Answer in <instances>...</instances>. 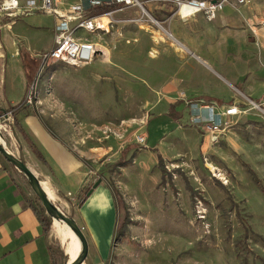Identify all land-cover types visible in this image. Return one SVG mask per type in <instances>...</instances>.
<instances>
[{"label":"rangeland","instance_id":"obj_1","mask_svg":"<svg viewBox=\"0 0 264 264\" xmlns=\"http://www.w3.org/2000/svg\"><path fill=\"white\" fill-rule=\"evenodd\" d=\"M261 3L263 8L264 0ZM161 4L147 10L177 36L185 23L175 18L170 25L173 4ZM196 16L207 18L203 13ZM21 17L14 16L15 22L20 21L14 30V25L7 28L17 44L22 41L36 56L25 63L21 43L16 56L9 52L5 61L1 59L0 102L5 103L6 88L9 99L19 103L25 95L23 85L29 82L24 99L32 95L52 132L91 162L90 179L106 186L113 183L119 190L118 200L114 198L119 218L115 234L128 220L122 235L113 239L109 257L99 259L91 242L83 264H264V122L252 115L243 117L213 144L207 132L187 123L183 99L174 124L171 116L161 117L152 110L167 89L185 85L181 79H170L182 65L201 86L214 85L239 96L236 90L196 56L187 53L188 60L180 59L176 37L150 22L142 11L120 12L110 32L89 34L109 52L108 59L98 58L85 67L56 62L42 69L39 55L54 45L55 17L46 12ZM255 47L254 63L260 55L264 58V32ZM258 65L264 68V62ZM242 82L234 85L243 90ZM231 100L222 102L234 103ZM3 107L0 112L10 105ZM4 125L3 143L6 137L8 147L27 163L29 151L21 132L12 120ZM138 135L146 136L145 144L137 142ZM123 155L124 163H118ZM20 174L30 197L36 199L27 177ZM66 208L89 240L78 208ZM62 223L53 219L50 233L59 244L58 264H68L77 235ZM70 231L75 237L72 245Z\"/></svg>","mask_w":264,"mask_h":264},{"label":"crops","instance_id":"obj_2","mask_svg":"<svg viewBox=\"0 0 264 264\" xmlns=\"http://www.w3.org/2000/svg\"><path fill=\"white\" fill-rule=\"evenodd\" d=\"M70 1L77 2L78 0ZM261 4V0H254L251 4L239 7L228 6L225 10L218 12L216 18L212 20L203 16H195L186 22L185 26L182 25V29H178L177 36L170 30L179 41V45L185 50H178L181 52L180 59L183 58L184 62L188 60L187 53L196 56L199 61L215 72L219 79L236 90L240 98H243L242 94L251 98L253 96L262 97L264 95V68H261L258 62L263 63L264 58L260 55L256 63L251 59L252 54L256 52L255 45L260 44L261 35L264 32V27L259 24L264 19L259 15L260 12L264 14V7L261 8ZM161 5L163 7L165 4ZM65 8L66 5H60L59 11L64 13ZM127 10L136 9L129 8ZM30 14L33 13L21 15V19ZM172 21L173 19L169 21L170 25ZM19 23L20 21L13 20L10 23L1 24L0 62L1 59L6 60L9 52L16 56V49L19 51L21 43L20 47L26 58H29L28 55L36 56L30 47H25L26 45L21 40V43L17 44L12 32L7 28L9 25H14L13 29L11 28L14 30V27ZM252 28H254L255 34ZM201 55L206 58L200 57ZM184 68L182 65L178 75H174L170 79H181L185 85L178 89H167L165 93L167 95L152 104V110L160 113L161 117L166 114L171 116L172 124L179 119L177 110L180 108L179 101L182 100L180 98L181 91H186L187 97L190 98H214L215 100L211 101L216 102L220 107L226 104L222 100L232 101L231 99H234L238 101L240 99L239 96H235L231 92L229 95L225 93V90L214 85L201 86L200 80H194V77L188 75ZM239 81H243L241 83L243 90L234 85ZM1 83L4 85L3 81ZM29 85V82L23 85L22 97L23 94L28 93ZM10 91L12 92L11 89ZM9 96L10 93L4 88L2 97L5 103L0 102L1 109H4L3 105L5 104L10 106L17 104L15 99L11 97L10 100ZM183 103L185 105L184 101ZM20 119L23 128L48 161L46 164L40 160L23 139L25 141L23 145L29 151L27 164L38 175L43 187L55 204L59 205L63 211L67 209L66 207L76 208L73 200H76L80 188L90 180L89 169L75 156L77 153L73 149L69 148L56 135L51 134L46 123L39 117L20 116ZM187 123H189V119ZM5 146L17 156L18 153L8 147L6 137ZM20 173L19 169L11 165L0 152V264H53L52 252L59 253V244L51 233L44 232L36 213L28 202V196L31 193L27 190ZM78 211L82 222L89 231V250L90 244L94 243L98 254L96 256L99 259H106L112 251L119 219L117 203L109 186L100 183L83 205L78 208ZM108 213H111V218H107Z\"/></svg>","mask_w":264,"mask_h":264},{"label":"built area","instance_id":"obj_3","mask_svg":"<svg viewBox=\"0 0 264 264\" xmlns=\"http://www.w3.org/2000/svg\"><path fill=\"white\" fill-rule=\"evenodd\" d=\"M159 3L173 4L172 15L168 19L177 18L183 23L199 13H203L209 20L216 18L218 12L225 10L228 6L239 7L249 3V0H0V18L4 16L14 17L26 13L46 12L56 18L54 27V45L51 49L41 53L40 59L42 69L51 63L62 62L76 67H85L98 58L108 59V46L100 41L92 40L89 34L109 31L119 20L116 14L124 12L129 8L142 11L148 16V20L154 25L162 27L170 36L174 35L165 29L161 22L154 19L147 7L158 6ZM60 5H66L65 12L59 11ZM114 6L99 15H92L90 12L98 6ZM107 18V20L105 19ZM0 20V28H1ZM3 24V23H2ZM264 27V19L259 23ZM85 31L88 34L82 35ZM255 34L254 28H252ZM243 99L234 101L232 104L219 106L214 101H207L204 98L187 97L186 91H181L180 98L185 102L189 113L191 126L207 132L213 144L222 141L227 130L233 122L249 115L256 116L264 122V95L259 100H254L244 94ZM28 103H32L33 96L28 94ZM12 120L11 111L0 112V132L6 130L4 122ZM2 138V137H1ZM137 142L146 143L145 135H138Z\"/></svg>","mask_w":264,"mask_h":264},{"label":"trees","instance_id":"obj_4","mask_svg":"<svg viewBox=\"0 0 264 264\" xmlns=\"http://www.w3.org/2000/svg\"><path fill=\"white\" fill-rule=\"evenodd\" d=\"M114 6H98L96 7L95 9H93L90 13L92 15H99V14H102L108 10H111L113 9ZM1 22L2 23H10L14 20V17H9V16H4V17H1L0 18ZM22 52V50H21ZM23 54V53H21ZM29 58H26L23 54V59L25 61V63L28 62V60L30 59H33V56H29ZM5 111V110H4ZM7 111H11L12 114H13V117H14V123H15V126L17 127V129L21 132L23 138L26 140V142L28 143L29 147L31 148V150L33 151V153L40 159L42 160L44 163L47 164V159L45 157V155L42 153V151L37 147V145L35 144V142L32 140V138L30 137V135L25 131V129L23 128L22 126V123H21V119H20V116H24V117H27V116H30V115H34V116H37L39 117L41 120L42 119V115L41 113L39 112V110L34 106L33 103H28V101L26 99L22 100L20 103H17V104H14V105H11L9 107V109ZM3 112V111H2ZM173 118V117H172ZM48 128V130L51 132V134H53L55 136V134L52 132V130L50 129V127L45 124ZM75 156L81 160L85 165L86 167L91 170V162L86 159V158H83V157H80L78 156L77 154H75ZM123 159L118 161V163H124V158H125V155L122 156ZM11 165L15 166L14 164L10 163ZM16 167V166H15ZM95 183L96 182H93L91 179L89 181H87V183L85 185H83L81 188H80V191H79V194L78 196L76 197V204H75V207L76 208H79L83 205V203L85 202V200L91 195V193L93 192L94 188H95ZM109 188L114 196V198L116 200H118V197L121 195L119 190L117 189V187L115 186V184L113 183H110L109 185ZM39 198L36 197V199L34 198H31L30 196H28V202L30 204V206L33 208L34 212L36 213L42 227H43V230L46 234H49L52 227H53V218L47 213L46 209L44 208V206L42 205V203L39 202ZM128 223V220H126V218L124 219V227L125 225ZM117 225H118V222H117ZM124 227L121 226V228H119L117 230V234L114 235V240L117 239L120 235H122V232L124 230ZM117 229V227H116ZM116 233V231H115ZM52 258H53V264H58V261H57V255L55 252H52Z\"/></svg>","mask_w":264,"mask_h":264},{"label":"water","instance_id":"obj_5","mask_svg":"<svg viewBox=\"0 0 264 264\" xmlns=\"http://www.w3.org/2000/svg\"><path fill=\"white\" fill-rule=\"evenodd\" d=\"M0 152L2 155L12 164H14L28 179L32 190L35 192L42 205L46 209L47 213L54 219L63 221L73 230L80 238L82 244V251L80 255L71 260L68 264H83L89 255V241L83 230V227L79 225L77 220L64 212L60 207H58L49 197L45 188L42 185L41 180L35 171L22 159L14 155L8 150L7 146L2 142L0 135ZM100 181L95 183V188L99 186Z\"/></svg>","mask_w":264,"mask_h":264},{"label":"bare ground","instance_id":"obj_6","mask_svg":"<svg viewBox=\"0 0 264 264\" xmlns=\"http://www.w3.org/2000/svg\"><path fill=\"white\" fill-rule=\"evenodd\" d=\"M106 20H107V18H105ZM161 39L163 38V37H160ZM177 48L179 49V50H181V51H183V48L182 47H180V46H177ZM152 55L153 56H155L156 55V52L155 51H153L152 52ZM3 142V141H2ZM96 153H102V151L100 150V149H95L94 150ZM58 222V221H57ZM64 223V222H63ZM63 223H62V225H63ZM60 224V223H59ZM67 225V224H66ZM65 225V226H66ZM68 226V225H67ZM69 227V226H68ZM73 231V230H72ZM72 231H70V235H71V239H72V242H71V245L75 242V237H74V234H73V232ZM77 235V234H76ZM81 251H82V244H81V240H80V238H79V236L77 235V242H76V245H75V247L68 253V256H69V258H70V261L71 260H74V259H76L79 255H80V253H81Z\"/></svg>","mask_w":264,"mask_h":264}]
</instances>
